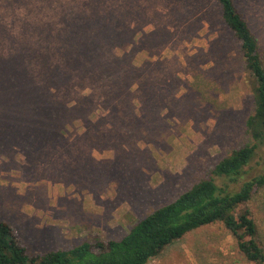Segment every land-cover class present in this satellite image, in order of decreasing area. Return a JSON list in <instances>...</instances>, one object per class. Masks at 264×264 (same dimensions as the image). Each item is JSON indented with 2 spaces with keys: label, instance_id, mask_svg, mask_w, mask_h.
I'll return each mask as SVG.
<instances>
[{
  "label": "rangeland",
  "instance_id": "1",
  "mask_svg": "<svg viewBox=\"0 0 264 264\" xmlns=\"http://www.w3.org/2000/svg\"><path fill=\"white\" fill-rule=\"evenodd\" d=\"M10 1L0 0V219L31 252L120 240L249 142L253 93L215 0H19L15 18ZM234 1L264 61V0ZM91 3L110 46L84 71L62 15ZM263 164L261 147L251 167ZM250 207L264 246V189ZM235 249L214 224L148 264H244Z\"/></svg>",
  "mask_w": 264,
  "mask_h": 264
},
{
  "label": "trees",
  "instance_id": "2",
  "mask_svg": "<svg viewBox=\"0 0 264 264\" xmlns=\"http://www.w3.org/2000/svg\"><path fill=\"white\" fill-rule=\"evenodd\" d=\"M215 1L223 23L239 45L253 93V107L245 119L249 142L240 149L227 151L211 177L199 179L173 201L137 221L120 240L96 238L68 249L33 253L15 229L0 219V264H148L185 235L214 224H219L234 240L240 262L264 264V246L250 207L253 198L264 189V164L258 170L251 167L257 149L264 147V61L258 40L235 1ZM13 2L18 7L10 17L22 16L25 8L21 6L27 3L11 0L10 4ZM91 4L90 13L82 17L70 19L69 15H62L65 20H72L68 33L75 35L74 46L84 54L83 60L73 59L71 63L85 67L84 71L98 65L99 57L110 46L103 40L101 11L96 3ZM71 8H62V13L72 14ZM39 92L46 97L43 91Z\"/></svg>",
  "mask_w": 264,
  "mask_h": 264
}]
</instances>
